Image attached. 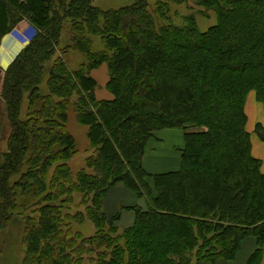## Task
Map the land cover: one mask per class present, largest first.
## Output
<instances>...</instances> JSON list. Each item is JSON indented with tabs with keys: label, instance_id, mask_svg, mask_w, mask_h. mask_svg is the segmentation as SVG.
I'll return each mask as SVG.
<instances>
[{
	"label": "trees",
	"instance_id": "1",
	"mask_svg": "<svg viewBox=\"0 0 264 264\" xmlns=\"http://www.w3.org/2000/svg\"><path fill=\"white\" fill-rule=\"evenodd\" d=\"M147 8L148 0L107 9L92 0H0V41L21 20L34 29L0 92L11 127L0 155V232L21 223V264L214 263L235 259L248 236L256 247L245 264L263 257L264 171L251 153L244 102L253 90L264 110V0H155ZM171 8L181 24L171 22ZM209 12L215 23L202 31L195 16ZM71 51L83 57L76 68ZM102 61L111 101L94 98L90 70ZM69 108L93 148L75 174L66 163ZM169 127L184 131L179 167L150 174L146 142ZM256 132L264 141L263 125ZM116 182L147 199L129 207L133 223L120 232V213L102 208ZM85 220L89 235L74 228Z\"/></svg>",
	"mask_w": 264,
	"mask_h": 264
},
{
	"label": "rangeland",
	"instance_id": "2",
	"mask_svg": "<svg viewBox=\"0 0 264 264\" xmlns=\"http://www.w3.org/2000/svg\"><path fill=\"white\" fill-rule=\"evenodd\" d=\"M154 1L155 0H148V8L147 9L150 12L153 8ZM129 2H130V0H92V3L101 9L117 8V7H120L122 5L128 4ZM171 11H172L171 22H173L174 24H181L179 13L177 15H175V13H173V11H175L173 8H171ZM179 11H180V9H179ZM195 17H196V25L202 31L207 29L209 26L213 25L215 23V20H216L215 14L213 12H209V14L206 16L197 14ZM13 30L14 31L18 30L17 24H15L12 27V29L9 30V32H11ZM67 33H69L68 25H66L64 27V29L62 30L61 43L63 45L68 42ZM28 38H29V40L27 41L26 45L32 39L30 37H28ZM92 40H93V44H92L93 49L97 50V49L102 48V44H101L98 37L93 36ZM82 60H83V57L79 52L71 51L68 53L67 63L69 65V67L76 68ZM237 61L240 62V59ZM105 65L107 66V70L105 69ZM97 69H104V71L107 72V80H104V78L106 76V72L100 73V72L94 71ZM91 70H93L94 73H100V74H98V77H99L98 82L95 79L96 85H95V89H94V98L97 101H111L114 98V93H113V90L111 89V87L107 86V83L109 80L108 64L105 61H102L98 65L94 66L93 69H91ZM91 70H90V72H91ZM90 75H91V73H90ZM46 76L44 77V80H45ZM3 78H4V75H3ZM44 80H43V83L41 84L42 90H45V81ZM2 82H3V79H2ZM100 82H102L103 84L100 85L99 84ZM0 92H1V89H0ZM254 94H255L254 91L250 90L247 93L246 98H245L244 107H245V113L247 116L246 122H245V130L249 132V137H250V141H251V153L253 156L260 159V162H261L260 168L262 171H264V141H261V139L259 138V136L256 132V126L259 123L261 125H263V127H264V110L262 108L261 103L256 100ZM0 98L3 102L2 104L4 105V109H5L4 110V112H5L4 117L1 120L2 131H0V132H1V137L4 134L6 141H7V138L9 137L10 132H11V127H10V124L8 122L5 104H4V101L1 97V95H0ZM23 109H22V113H23L22 117L24 116V110ZM65 128L73 136V142H74V144H73L74 151L72 152L70 157L66 158V160H67L66 163L69 165L72 173L75 174V173H77V171H79V169L85 167L86 158L93 154V148H92L91 144L89 143V138L86 134L87 133V126L79 123L75 113L73 112V110L71 108H69V111L67 112V118L65 121ZM169 128H175V129H172L173 132H180V130H182L181 132L184 133V131L181 127H169ZM6 131H7V134L5 133ZM174 140H175V134L173 133L172 137H171V141H174ZM6 141H5V143H6V148H7V142ZM0 146H1V143H0ZM180 146L182 147L183 145L181 144ZM175 148H177V146ZM147 150H148V148H147V142H146V146H145V150L143 152L142 160H144V158L147 159L148 154H146V156H145V153L147 152ZM149 161L154 163L155 159L151 157L149 159ZM86 170H88V172H90V173L92 172V170H90L89 168H86ZM146 172H148L150 174H155V173H152L149 171H146ZM105 194H104V196H105ZM104 196H103V198H104ZM76 198H77V195H76ZM138 202L143 208H145L146 204H147V199L144 196H141V197H138ZM102 207H103V199H102ZM122 208L123 207H121V209ZM118 220H119V218H118ZM117 221H116V224L118 227V232H120L126 226V224L122 222V218L118 222ZM124 221H127V220L125 219ZM8 225L9 226L7 227L6 230L0 232V250H1L0 251L1 252L0 253V264H21L23 248H21L20 245H18L16 239L21 238L22 226H21V223H19V222L8 224ZM74 228L81 230L82 233H84L85 235L91 234L93 232V229H94L93 225L88 220H85L84 222H76V225ZM19 232H21V233H19ZM248 237L254 238L252 236H248ZM263 258H264V255H263ZM200 264H215V263L203 261Z\"/></svg>",
	"mask_w": 264,
	"mask_h": 264
},
{
	"label": "crops",
	"instance_id": "3",
	"mask_svg": "<svg viewBox=\"0 0 264 264\" xmlns=\"http://www.w3.org/2000/svg\"><path fill=\"white\" fill-rule=\"evenodd\" d=\"M18 30H13L11 32L6 33L2 36L0 42V89L2 86V79L4 75V71L7 66L14 59L16 54L20 52V50L26 45L29 40L28 37L31 38L34 29L33 26L27 20H21L17 23ZM105 69L107 70V66L105 65ZM96 72H106L104 69L94 70ZM91 75L98 82V74L94 73L91 70ZM105 75V74H104ZM104 80H107V72ZM100 85L103 83L100 82ZM97 94V93H96ZM0 131L1 128V120L4 117V105L2 104V100L0 98ZM172 129L175 128H161L153 131L152 136L147 141V159L144 158L142 160V165L146 171L152 173H161L166 171H172L179 167V155L181 148V144L183 145V133L181 132H173ZM7 134V131L5 132ZM175 134V140L171 141L172 134ZM6 138L5 135L1 137L0 132V155L6 150ZM177 146V148H175ZM179 146V147H178ZM154 158L155 162L152 163L149 161L150 158ZM147 160V161H146ZM138 195L129 189L122 182H116L113 184L106 192L103 198V211L108 217L115 215L117 212L120 213L119 220L122 218V222L126 224L125 227L130 226L133 223L134 212L129 207L133 205H140L138 202ZM141 206V205H140ZM121 207H123L121 209ZM127 221H124V220ZM118 220V221H119ZM117 221V222H118ZM124 227V228H125ZM256 243L254 238L245 237L240 244V247L237 251L236 257L233 260H222L217 259L215 264H245V261L249 254L255 249ZM262 253L264 255V245L262 247ZM259 264H264V258L262 257Z\"/></svg>",
	"mask_w": 264,
	"mask_h": 264
}]
</instances>
